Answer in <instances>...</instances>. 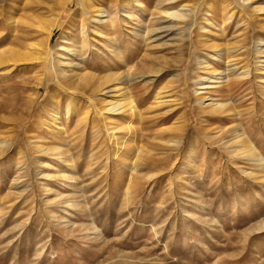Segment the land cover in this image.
<instances>
[{
    "label": "rangeland",
    "instance_id": "rangeland-1",
    "mask_svg": "<svg viewBox=\"0 0 264 264\" xmlns=\"http://www.w3.org/2000/svg\"><path fill=\"white\" fill-rule=\"evenodd\" d=\"M60 1L0 0V41L14 18L46 16ZM183 1L190 15L161 40L134 35L172 24L159 13L174 3L158 0H69L50 36L55 66L59 45L74 43L77 68L124 78L136 115L129 134L114 136L135 138L138 161L121 163L99 121L107 89L87 99L35 62L0 66V264H264V0ZM106 20L116 32L100 36ZM171 37L179 42L164 44ZM150 65L158 76L132 80ZM214 70L224 78L196 93ZM219 100L228 111L204 110Z\"/></svg>",
    "mask_w": 264,
    "mask_h": 264
},
{
    "label": "bare ground",
    "instance_id": "bare-ground-1",
    "mask_svg": "<svg viewBox=\"0 0 264 264\" xmlns=\"http://www.w3.org/2000/svg\"><path fill=\"white\" fill-rule=\"evenodd\" d=\"M68 1L69 0L60 1L58 4V9L56 8V10L54 11H51L52 9L51 10L49 9L51 12L46 16H32V17L24 18V19L14 18L12 20V24H14V26L11 28L13 29L15 34L13 33L12 35H9L10 36L9 39L8 38L2 39V41H0L3 43V45H5L4 48L0 49V66L9 65V67L18 66L20 68V67H24L25 65H26L25 67H27V64L35 62L40 66V68H42V71L44 70V75L47 78L50 77L49 70H54L53 75H54V79H56L55 83H57L59 88L63 89L67 93H73V94H77V93L80 94V93H83L84 91L88 92L89 94L86 96L87 99H90L92 96H94L91 94V93H94V91L98 90V93H101L100 91L104 89L106 91L107 89L106 92H103V95L104 96L109 95V96L108 97L106 96L104 98H102L103 96L102 97L99 96V103L101 104L100 105L101 108H98L96 106V110L100 117L99 121H101L102 125L105 127L106 132H108L109 139L113 140L116 144H119V143L121 144L122 152L118 155L119 158H121L122 160L121 163H124L125 161L123 160L126 157H129L130 155L133 158H135V161H138L140 160V155L142 156L144 154H141V150L138 145L134 143L130 144L131 142H133L135 138H133L130 142H127V138L123 136L120 138V142H118L117 141L118 137H115L116 135L114 134L115 131H118V130H124L125 134H129V132L132 131L133 118L136 115L135 114L136 113L135 102L130 96H128L127 90L125 91L123 87L124 78H122L121 74L115 73L114 71L115 74L113 73V74H108L103 77H97V76H94L93 74L85 73L84 68L82 69L81 68L79 69V67L77 68L76 65L84 66V64L83 63L81 64L79 62L80 60L79 58L82 56L80 52L81 50L79 49V51H77V45L74 43H70L66 46L62 44L59 45L58 50H64L65 53L62 56L63 58L61 60H58V64L56 66L53 64L52 60H53L54 52L51 50V47L49 46L50 36L58 21V18L60 17V13H62V11L67 7ZM158 1H160L159 3L166 4V5L167 3H171V4L174 3L175 6L170 7L171 9L162 10L159 13L160 16L165 17L164 21L171 22L172 24H168V25L164 24L156 28L147 29L146 31L139 30L134 33L135 36L144 37V38L146 37L153 41H156L159 38L161 40L164 37L161 33H164V32L167 33L169 30H173L175 26L179 25L180 22H183L184 19L190 15L189 13L191 12V9L188 3L183 0H158ZM242 1L248 4V3L253 2L254 0H242ZM162 4H159V5H162ZM85 8L86 10H89V9L93 10L92 13L93 12L95 13V17H99L100 15H102V17H105L103 16V14L106 13V11L101 7H98V6L95 7L92 3H88L86 4ZM162 8L165 9V7H162ZM256 9L264 12V6H256ZM110 14L111 13H108L106 14V16H109ZM129 17L132 18L131 15H129ZM17 24H21L22 27L24 26L23 28L26 29L27 31L24 33V31L20 32L21 30L20 31L17 30ZM185 26H187V24H185ZM101 29L104 30L103 31L104 33L106 32L107 34L109 33L110 35V34L115 33L117 28L113 21L106 20L103 23L100 22V25L97 27V31H95L100 36L103 35V33L101 32L102 31ZM31 31L33 32V34L30 35ZM34 33L37 36L33 37ZM62 42H64V44H67V41H62ZM168 42L175 43L179 41H178V38L171 37V38H167L164 40V44H167ZM222 55H223L222 52H217L215 54V59L218 61L221 60ZM262 62H264V60ZM201 64L206 65L207 62L203 61ZM258 69H261V67ZM262 70L264 71V68H262ZM262 70L260 72H263ZM161 71H162L161 67L150 65L148 71L139 72L138 75L134 76L132 80L135 81L137 77L142 78V79L145 77H150V76L155 77V76H158V74ZM243 73L245 74V72ZM222 78H224L223 73L221 71L214 70L211 73V75L205 78L206 81L203 84H205L206 87H203L201 84L202 82H201L199 83V85L202 87H198L195 90V92L197 93L198 90L200 89L208 88V86L212 85L213 82H216ZM148 81H153V78H149ZM47 82L48 81L40 82V79H38V86L39 85L47 86ZM165 89L166 87L162 88L156 96V99L158 100L159 103L164 104L166 102L165 98L168 96L164 93ZM107 98H110V99L106 101ZM197 101H199L201 104L203 103L201 101V98L197 99ZM204 108H203L204 110H206L208 113L212 115L223 114L225 111L229 110L227 104H225L224 102L220 100L217 102H211L209 103V105H207ZM118 114H121L122 116H119ZM56 119H57V116L54 115L52 120L56 121ZM174 129L179 132L181 131L180 128H174ZM233 140H234V143H238L237 145H239L240 147L238 149L240 151V155H243L247 151L245 148L247 144L246 145L244 144L245 141L238 133H236V135L233 137ZM171 142L174 144L178 143L177 140H173V139ZM127 144H130L129 150L127 152H124V149L125 147H127L126 146ZM36 148L39 150L42 148V146L39 145ZM55 149L48 148V150L50 151H55ZM117 150L114 153V157L116 158H117L116 154L118 153Z\"/></svg>",
    "mask_w": 264,
    "mask_h": 264
}]
</instances>
